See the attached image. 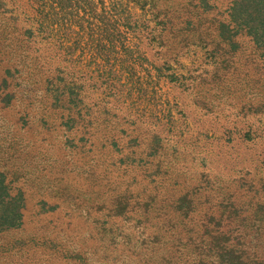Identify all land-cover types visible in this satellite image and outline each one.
Here are the masks:
<instances>
[{"label":"rangeland","instance_id":"obj_1","mask_svg":"<svg viewBox=\"0 0 264 264\" xmlns=\"http://www.w3.org/2000/svg\"><path fill=\"white\" fill-rule=\"evenodd\" d=\"M235 2L0 0V264H264Z\"/></svg>","mask_w":264,"mask_h":264},{"label":"trees","instance_id":"obj_2","mask_svg":"<svg viewBox=\"0 0 264 264\" xmlns=\"http://www.w3.org/2000/svg\"><path fill=\"white\" fill-rule=\"evenodd\" d=\"M118 2L119 0H111V2ZM241 1V0H240ZM239 0H236L235 7L241 3ZM247 5V15L237 16L234 15V28L231 31H234V46L239 44L237 41V36L239 35H247L250 36L253 42L260 48L264 49V0H248ZM234 7V9H235ZM112 17H116L120 19L119 15H112ZM222 25H226L223 23ZM4 182V181H3ZM21 214H19L20 217ZM16 220V219H15ZM19 219L15 222H10L9 224L15 225Z\"/></svg>","mask_w":264,"mask_h":264}]
</instances>
